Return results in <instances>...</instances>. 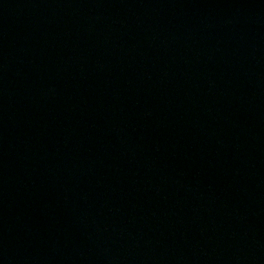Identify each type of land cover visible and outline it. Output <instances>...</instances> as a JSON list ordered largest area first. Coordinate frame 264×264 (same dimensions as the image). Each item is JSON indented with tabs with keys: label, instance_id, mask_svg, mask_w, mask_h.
<instances>
[{
	"label": "water",
	"instance_id": "obj_1",
	"mask_svg": "<svg viewBox=\"0 0 264 264\" xmlns=\"http://www.w3.org/2000/svg\"><path fill=\"white\" fill-rule=\"evenodd\" d=\"M0 264H264V0H0Z\"/></svg>",
	"mask_w": 264,
	"mask_h": 264
}]
</instances>
